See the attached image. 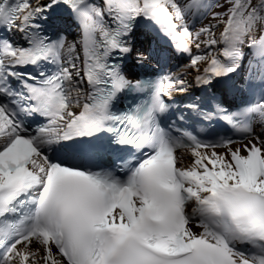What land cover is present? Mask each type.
Listing matches in <instances>:
<instances>
[{
  "label": "snow or ice",
  "instance_id": "6c2138e0",
  "mask_svg": "<svg viewBox=\"0 0 264 264\" xmlns=\"http://www.w3.org/2000/svg\"><path fill=\"white\" fill-rule=\"evenodd\" d=\"M60 10L78 42L52 29ZM141 21L188 57L197 86L245 71L242 88L259 94L236 111L183 105L241 141L203 140L177 125L184 113L161 126L190 87L124 73ZM0 33V264H264V0H0ZM127 94L146 99L116 108Z\"/></svg>",
  "mask_w": 264,
  "mask_h": 264
},
{
  "label": "bare ground",
  "instance_id": "6f19581e",
  "mask_svg": "<svg viewBox=\"0 0 264 264\" xmlns=\"http://www.w3.org/2000/svg\"><path fill=\"white\" fill-rule=\"evenodd\" d=\"M214 10L219 11L220 9H214ZM210 19H211V15L209 14L207 17H204V18H201V19L195 21L194 22L195 27L199 28L200 26L207 24ZM193 30H195V29H193ZM221 30L222 29H220V28L216 29L217 36L219 35V31H221ZM219 47H222V45H220ZM193 51L195 53L196 50L193 48ZM200 54H203V50H201ZM187 63H188V58L184 59L178 55L172 56L170 64L168 65V73L170 75H179L180 78L187 80L189 87H190V92H191V91L198 88V86L195 84V76L197 73L194 69H186L185 65ZM201 72H202V69H201ZM260 130L261 129L259 128L258 131H260ZM178 157L181 160V166L188 165L191 163V156H190V153H188V152L180 153L178 155Z\"/></svg>",
  "mask_w": 264,
  "mask_h": 264
}]
</instances>
